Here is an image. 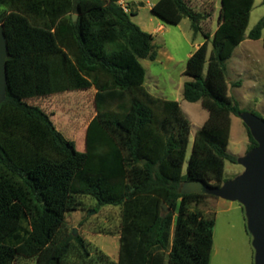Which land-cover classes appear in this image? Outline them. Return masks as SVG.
<instances>
[{"label": "trees", "instance_id": "1", "mask_svg": "<svg viewBox=\"0 0 264 264\" xmlns=\"http://www.w3.org/2000/svg\"><path fill=\"white\" fill-rule=\"evenodd\" d=\"M254 3L220 0L212 37L202 28L205 14L187 0H159L151 8L166 25L189 19L194 35L205 38L186 63L183 97L201 102L209 118L184 172L191 124L177 101L145 87L141 60L155 61L157 52L154 36L132 20L135 4H126V13L120 0H0L9 45L0 106V264L91 261L85 239L66 232L81 197L122 210L118 261L101 253L103 264L211 263L216 221L199 209L210 195L182 194L181 187L220 188L226 162L238 164L228 150L231 116L245 111L229 96L227 62L245 40ZM249 38L264 43V17ZM92 88L97 113L81 152L30 101ZM246 128L249 152L258 144Z\"/></svg>", "mask_w": 264, "mask_h": 264}, {"label": "rangeland", "instance_id": "2", "mask_svg": "<svg viewBox=\"0 0 264 264\" xmlns=\"http://www.w3.org/2000/svg\"><path fill=\"white\" fill-rule=\"evenodd\" d=\"M128 1L127 3L135 4L138 9L137 15L132 17L133 22L146 31L153 33L154 50L159 55L157 62L142 60V64L147 71V80L153 75H159L161 85H165L169 93L170 88L177 83L186 68L187 54L195 41L194 37L193 39L189 37L191 40L189 42L186 38L187 35H190V20L184 19L180 27L165 25V30L158 32V26L162 23L158 21L159 18L151 13V6L158 0ZM187 2L197 12L205 14L206 19L202 22V28L205 32L211 34L218 23L220 0H187ZM154 17L157 19H154ZM263 17V0H255L248 31H251ZM197 38L198 40L205 39L202 34H199ZM170 39L176 40L175 43L171 42ZM162 40L166 41L165 46L162 45ZM209 48L211 52L212 42H210ZM168 54L174 59L170 60ZM236 60L234 58L228 63L229 76L235 75L230 66ZM243 92L252 94V91L247 89ZM94 96L95 89L92 88L85 91L37 98L31 100L30 103L46 111L51 116L56 128L66 138L75 142L78 151L83 152L86 145V129L97 113ZM169 97L170 99L173 98L171 95ZM193 140L194 136L192 134L184 172L187 170ZM242 145V143L237 144V147L240 148ZM244 170L245 168L240 164L235 165L226 162L225 179L232 180L241 175ZM203 192L209 194L210 197L199 209L207 217L214 216L216 221L215 242L210 264H259L260 247L250 226L246 204L241 199L225 200L208 193L206 190ZM80 201L82 202V208L67 215V234H71L76 230V235L85 239L88 250L92 255L91 261L86 264H103L99 258L101 253L106 255L109 260L117 262L122 224L121 208L114 206L99 207L91 197H81ZM15 264H37V260L22 258L18 259Z\"/></svg>", "mask_w": 264, "mask_h": 264}, {"label": "crops", "instance_id": "3", "mask_svg": "<svg viewBox=\"0 0 264 264\" xmlns=\"http://www.w3.org/2000/svg\"><path fill=\"white\" fill-rule=\"evenodd\" d=\"M127 2L129 1L120 0V3L123 5L128 4ZM154 19L157 18L154 17ZM158 21L162 24L158 26L157 31L163 32L165 30L166 24H164L160 19H158ZM183 21L178 25L179 27L181 26ZM138 26L141 27L140 25ZM217 27H218V23L216 25V28L213 30V32H211V34L209 32L206 33H208L210 37H212ZM141 29L153 35V33L146 31L142 27ZM189 29H190V35L189 36L187 35L186 37L187 42L191 41L189 37H191L192 39L194 37L195 41L193 42L191 50L188 51L187 59H186L187 61L191 57L193 52L201 44L205 42V39L198 40L197 37L199 34L194 35L191 29V22ZM248 29L249 26L245 33V40L234 50L232 58L227 62L228 93L229 96H231L234 100L238 102L240 108L243 111L250 112L252 110L264 117V43H263V39L260 40L250 39L249 34L252 30L248 31ZM170 41L175 43L176 40L170 39ZM161 43L163 46L166 45L165 40H162ZM209 45L210 42L208 43V57L211 54ZM167 56L170 60L174 59L170 54H168ZM234 58L237 60L231 64L230 69L235 72V75L229 76L228 63H230V61H232ZM158 59H159V55L157 53L156 60L152 62H157ZM184 71L182 75H180V78L177 81V83H175L174 86L170 88L171 90L169 93L166 89V86L161 85L159 75H153L147 80V71H146L145 87L148 90V92L153 96L165 100L177 101L179 103L182 112L184 113V115L187 117V119L191 124L190 136L193 134L195 138L196 133L202 128V126L208 120L209 112L203 107L201 102L190 103L184 99L183 97L184 85L187 81H189V78H187L184 75ZM236 83H240V85L236 86L235 85ZM245 89L252 91V94L244 93L243 91ZM170 95L173 98L170 99L169 97ZM246 127H247L246 124L244 123V121L240 116H236V115L231 116V129H230L228 150L231 154L237 156L238 159L240 156L243 157L244 154L248 153L250 141ZM241 143L243 144L242 147L238 148L237 144H241ZM225 174H226V165H225ZM214 242H215V233H214ZM213 248H214V244H213Z\"/></svg>", "mask_w": 264, "mask_h": 264}, {"label": "water", "instance_id": "4", "mask_svg": "<svg viewBox=\"0 0 264 264\" xmlns=\"http://www.w3.org/2000/svg\"><path fill=\"white\" fill-rule=\"evenodd\" d=\"M76 20L77 15H74V21ZM8 57V39L4 25L0 24V106L7 98ZM240 117L258 144L246 156L238 159V163L245 168L244 172L232 180H227L220 188H205L201 182H185L181 193H202L206 190L221 199H241L247 206L250 226L260 247L259 264H264V121L251 112L242 113ZM162 207L164 213L169 212L165 203ZM74 233L76 234V230Z\"/></svg>", "mask_w": 264, "mask_h": 264}, {"label": "built area", "instance_id": "5", "mask_svg": "<svg viewBox=\"0 0 264 264\" xmlns=\"http://www.w3.org/2000/svg\"><path fill=\"white\" fill-rule=\"evenodd\" d=\"M123 8H124V10H125L126 13H130L131 12L130 7H128L126 4L123 5Z\"/></svg>", "mask_w": 264, "mask_h": 264}]
</instances>
